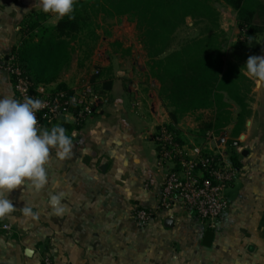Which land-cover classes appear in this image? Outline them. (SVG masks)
<instances>
[{"label": "crops", "instance_id": "1", "mask_svg": "<svg viewBox=\"0 0 264 264\" xmlns=\"http://www.w3.org/2000/svg\"><path fill=\"white\" fill-rule=\"evenodd\" d=\"M254 1L261 7L256 8V29L251 32L238 24L236 11L218 2L225 90L216 91L208 106L176 121L169 92L152 75L137 30L130 33L123 25V36H100L94 84L95 71L90 77L97 89L91 113L81 122L69 118L55 124L73 138V150L64 160L52 150L44 190L37 193L21 185L9 193L16 211L0 219V264H44L43 255L54 264H264V87H257L243 66L250 56H264V0ZM36 3L0 0V97L18 100L7 61L20 46L25 20L42 11ZM206 23L194 25L187 18L184 26L198 28L199 34ZM189 38L179 41L177 35L172 49ZM245 39L253 43L244 49L236 46ZM94 50L87 54L91 57ZM76 61L75 53L57 80L68 89H75L68 74ZM105 82L109 88L102 87ZM56 84L38 87L48 91ZM160 126L173 127L186 145L202 142L207 133L218 143L238 141L230 150L238 165L226 194L229 206L213 228L179 207L156 210L165 176L156 165L155 133ZM60 191L66 193L62 203L68 211L55 216L47 200ZM25 203L36 218L22 214ZM138 207L155 211L144 226L134 215ZM206 231L213 232L209 246L202 243ZM26 249L32 250L30 256Z\"/></svg>", "mask_w": 264, "mask_h": 264}, {"label": "trees", "instance_id": "2", "mask_svg": "<svg viewBox=\"0 0 264 264\" xmlns=\"http://www.w3.org/2000/svg\"><path fill=\"white\" fill-rule=\"evenodd\" d=\"M216 2H223L236 11L240 26L247 27L249 32L256 29L253 20L257 6L261 5L254 0H77L74 20L64 17L49 26L38 23V15L49 17L50 13L39 11L28 16L21 28L20 46L11 55L33 88L56 82L53 92L67 90L66 85L57 80L70 68L75 54L73 42L89 27L90 17L126 16L135 24L152 75L169 92L170 103L175 108L171 118L176 121L179 115L208 106L216 91L225 90L224 52L213 6ZM187 18H191L194 25L207 23L198 36L172 49ZM90 34L98 38L95 30ZM251 43L252 40L245 39L236 46L244 49ZM97 75L92 77L93 84ZM102 87L109 88L110 83H102ZM95 92L97 94V89ZM168 127L175 132L173 127ZM230 160L237 167L235 152H230Z\"/></svg>", "mask_w": 264, "mask_h": 264}, {"label": "built area", "instance_id": "3", "mask_svg": "<svg viewBox=\"0 0 264 264\" xmlns=\"http://www.w3.org/2000/svg\"><path fill=\"white\" fill-rule=\"evenodd\" d=\"M7 69L19 101L40 99L44 106L36 113L40 128H49L66 119L81 122L92 110L96 94L91 86L76 89L46 91L36 87L10 55ZM98 74V71H95ZM156 165L165 172L156 210L171 211L175 207L191 211L209 229L228 209L227 191L236 178L237 170L230 160V150L238 141L218 143L213 133H207L200 143H182L176 133L160 126L155 133ZM155 211L136 208L137 222L144 226ZM5 229L9 225H4ZM44 264H54L43 255Z\"/></svg>", "mask_w": 264, "mask_h": 264}, {"label": "clouds", "instance_id": "4", "mask_svg": "<svg viewBox=\"0 0 264 264\" xmlns=\"http://www.w3.org/2000/svg\"><path fill=\"white\" fill-rule=\"evenodd\" d=\"M77 0H37L44 13L55 16L57 21L67 17L74 20V5ZM244 70L257 87H264V56H250ZM44 106L40 99L26 98L23 102L12 97H0V219L10 217L16 211L9 193L18 186L31 187L39 193L48 184L46 166L52 150L60 160L72 155L73 138L61 125L51 129L37 126L36 113ZM64 191L53 192L47 204L52 214L62 216L68 208L62 201ZM27 218H36L37 213L25 203L21 209Z\"/></svg>", "mask_w": 264, "mask_h": 264}, {"label": "rangeland", "instance_id": "5", "mask_svg": "<svg viewBox=\"0 0 264 264\" xmlns=\"http://www.w3.org/2000/svg\"><path fill=\"white\" fill-rule=\"evenodd\" d=\"M213 6L216 9L221 8L218 2L213 3ZM38 16H39L38 23L45 25H49V23H51L56 19L54 16L49 18L44 17L45 15H41V14ZM89 20H90L89 27L84 28L83 32L79 33V35L73 42L77 61L71 72L68 74L69 75L68 77H70L71 86H73L77 91H82L84 87H88V88L91 87L90 77L91 74H93V72L96 71L93 68L96 57V49L99 48L101 42H103L100 36L106 35V32L110 34V36L107 38H110L111 35L115 32L123 36L124 34V31L122 30L123 25L125 28L128 27L126 29H128V32L130 33L136 31L135 30L136 27L134 28V22L129 21L126 16L118 17L115 19H108L99 14L96 17L91 16ZM190 23H192L191 20ZM92 30L99 31L98 38L94 39L93 37H91L92 35L90 34V32H92ZM197 34H198V28L196 27L191 28L190 26H184L182 30L178 33L179 41L187 37L196 36ZM92 47L95 50L93 51V54L90 57V55H88L87 53L90 51V48ZM52 90L53 89L51 90L49 89L48 91H52Z\"/></svg>", "mask_w": 264, "mask_h": 264}, {"label": "water", "instance_id": "6", "mask_svg": "<svg viewBox=\"0 0 264 264\" xmlns=\"http://www.w3.org/2000/svg\"><path fill=\"white\" fill-rule=\"evenodd\" d=\"M167 220H169V219H167ZM212 238H213V232L212 231H206L204 234L203 242H202L203 245L209 246L211 244ZM25 254L30 256L32 254V250L26 249Z\"/></svg>", "mask_w": 264, "mask_h": 264}]
</instances>
